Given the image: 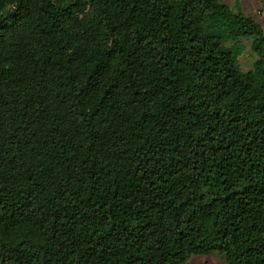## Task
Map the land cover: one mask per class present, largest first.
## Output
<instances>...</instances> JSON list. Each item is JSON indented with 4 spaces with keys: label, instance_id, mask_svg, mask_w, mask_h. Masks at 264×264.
Here are the masks:
<instances>
[{
    "label": "trees",
    "instance_id": "obj_1",
    "mask_svg": "<svg viewBox=\"0 0 264 264\" xmlns=\"http://www.w3.org/2000/svg\"><path fill=\"white\" fill-rule=\"evenodd\" d=\"M211 253L264 264L252 16L238 1L0 0V264Z\"/></svg>",
    "mask_w": 264,
    "mask_h": 264
},
{
    "label": "rangeland",
    "instance_id": "obj_2",
    "mask_svg": "<svg viewBox=\"0 0 264 264\" xmlns=\"http://www.w3.org/2000/svg\"><path fill=\"white\" fill-rule=\"evenodd\" d=\"M226 4L229 8L235 11V3L238 1L242 12L252 16L254 21L264 31V0H219ZM244 46L243 52L238 56L237 62L242 72H247L252 69L253 63L256 60V55L251 50V39H241ZM184 264H225L224 258L218 253L209 255L192 256Z\"/></svg>",
    "mask_w": 264,
    "mask_h": 264
}]
</instances>
